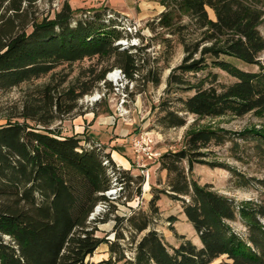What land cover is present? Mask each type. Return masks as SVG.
Returning <instances> with one entry per match:
<instances>
[{
    "label": "trees",
    "instance_id": "16d2710c",
    "mask_svg": "<svg viewBox=\"0 0 264 264\" xmlns=\"http://www.w3.org/2000/svg\"><path fill=\"white\" fill-rule=\"evenodd\" d=\"M5 1L0 0V7ZM36 1L11 0L15 19L0 25V93L44 77L61 65L94 58L112 59L130 82L136 80L140 58L118 44L128 35L119 28L114 13L73 10L65 2L54 18L38 21L29 9H22L23 2L32 7ZM158 1L165 11L157 26L177 37L185 53L167 85L195 92L181 101L180 112L198 119L264 117V36L260 30L264 0ZM161 43L171 46L169 38ZM227 59L258 65L260 71L242 70ZM210 69H220L235 82L222 83L212 71L195 83L189 79ZM108 71L102 70L95 83L105 81ZM159 74L150 70L146 79L160 86ZM94 87L73 85L62 94L57 86L47 84L15 116L25 122L7 120L0 125V264H95L87 259L102 245L108 246L110 257L97 264H264V179L229 167L237 188L260 194L258 200L237 203L193 178L195 164L220 167L203 160L208 155L204 151L212 147L230 144L236 161L242 162L244 152L250 151L264 163V127L237 133L222 128L190 131L183 149L160 158L167 187L153 189L149 210L135 209L128 217H116L113 241L97 236L90 217L98 205H110L106 194L116 186L123 190L136 184V194L141 196L144 178L118 167L100 144L61 136L49 128L57 120L50 114L53 110L56 115L70 114L76 106L68 102H77ZM170 108L162 109L160 124L168 129L187 126V118ZM162 195L181 202L201 247L185 240L171 252L152 229ZM173 221L177 218H170ZM236 221L246 227V238L232 228L230 223Z\"/></svg>",
    "mask_w": 264,
    "mask_h": 264
},
{
    "label": "rangeland",
    "instance_id": "374dc122",
    "mask_svg": "<svg viewBox=\"0 0 264 264\" xmlns=\"http://www.w3.org/2000/svg\"><path fill=\"white\" fill-rule=\"evenodd\" d=\"M68 2L73 10L95 9L107 10L114 13L118 19L119 28L128 35L118 44L123 49H132L139 56L140 72L136 80L130 82L123 71L114 67V61L103 59H86L74 64H64L52 73L0 93V125L8 121L21 123L25 120L15 118L25 104L33 103L37 98V90L47 84L57 86L60 93H65L73 85L89 84L95 86L92 92L75 104V109L66 115H56L54 110L50 113L57 117L51 126L61 136H77L84 142L94 141L103 146L116 159H125L130 164L126 169L115 161L117 166L131 171L135 177L142 176V195L138 196L137 185L115 187L107 193L110 205H98L91 215L92 226L97 231V236L114 240L113 233L116 217H128L133 210H149V202L153 197V189H166V173L160 170L159 160L168 151H178L184 148L185 137L190 131L202 128H222L234 133L250 128H263L264 117L248 114L244 117L228 115L218 118L198 119L193 115L180 112L182 100L194 95V91L183 88L168 87V77L172 69L179 66L184 57V49L178 44L177 37H171L165 30L159 28L158 18L165 8L158 0H37L32 7L23 2L22 9L28 10L33 18L41 21L46 17L54 18ZM11 0H6L0 7V25L6 19H15V11L11 10ZM211 19H216L214 12L208 9ZM76 16H79L76 15ZM29 26L28 28H30ZM31 30V28L29 29ZM264 36V25L260 28ZM163 38L171 40V46H164ZM230 60V59H227ZM239 68L249 72H259L258 65H247L235 59L230 60ZM264 66V54L261 57ZM104 69L109 70L103 82L95 83V79ZM159 72L161 85L154 86L146 79L148 71ZM209 71L219 74L220 82L230 84L235 80L220 69H210L190 76L192 83L205 78ZM115 73L118 78H112ZM97 100L93 101L94 98ZM35 102V101H34ZM167 104V105H165ZM170 105V106H168ZM171 107L187 118V126L183 128L168 129L160 124L162 109ZM38 129H45L35 122H28ZM147 137L153 140V149L161 156H143L138 159L132 147L135 138ZM230 144L224 147H212L204 151L208 154L203 160L219 164L220 167L212 168L209 165L195 164L193 178L201 185H209L214 191L232 198L237 203L248 200H258L260 194L255 189H239L235 185L233 174L229 167L256 179H264V163L259 162L252 152L245 151L242 162L236 161L230 152ZM245 146V145H244ZM122 190V191H121ZM159 214L154 218L152 229L158 231L163 237L169 250L173 252L185 240H190L198 247L202 244L191 223L183 214L180 201L172 200L166 195L161 196L158 203ZM175 217L177 221L170 222ZM100 220V221H98ZM264 223V220L262 221ZM234 231L246 238L247 229L241 221L230 223ZM128 235V234H127ZM184 236V238H182ZM110 257L107 245H102L93 257L87 259L89 263H100Z\"/></svg>",
    "mask_w": 264,
    "mask_h": 264
},
{
    "label": "built area",
    "instance_id": "2783aa9c",
    "mask_svg": "<svg viewBox=\"0 0 264 264\" xmlns=\"http://www.w3.org/2000/svg\"><path fill=\"white\" fill-rule=\"evenodd\" d=\"M153 143L154 142L151 138H147V137L135 138L132 141V147L137 158L140 159L143 156H149L151 158L160 157L161 154L154 151Z\"/></svg>",
    "mask_w": 264,
    "mask_h": 264
},
{
    "label": "crops",
    "instance_id": "0c3cea01",
    "mask_svg": "<svg viewBox=\"0 0 264 264\" xmlns=\"http://www.w3.org/2000/svg\"><path fill=\"white\" fill-rule=\"evenodd\" d=\"M112 157H113V155H112ZM113 159H114L115 161H118V163H120V165H121L122 167H124L125 169H126L127 167L130 166V165H129L130 163H129L127 160L123 159V158H121V159H116V158L113 157Z\"/></svg>",
    "mask_w": 264,
    "mask_h": 264
},
{
    "label": "bare ground",
    "instance_id": "6f19581e",
    "mask_svg": "<svg viewBox=\"0 0 264 264\" xmlns=\"http://www.w3.org/2000/svg\"><path fill=\"white\" fill-rule=\"evenodd\" d=\"M111 77H112V78H116V79H117V78H118V74H117V73H115V74H114V75H112ZM97 99H98V97L94 98V99H93V101H95V100H97Z\"/></svg>",
    "mask_w": 264,
    "mask_h": 264
}]
</instances>
